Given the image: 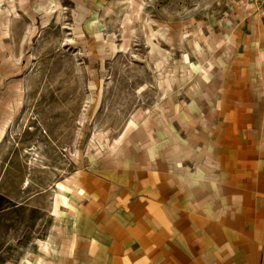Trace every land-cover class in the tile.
Here are the masks:
<instances>
[{
    "label": "rangeland",
    "instance_id": "1",
    "mask_svg": "<svg viewBox=\"0 0 264 264\" xmlns=\"http://www.w3.org/2000/svg\"><path fill=\"white\" fill-rule=\"evenodd\" d=\"M49 1L16 25L18 110L0 136V264L38 250L71 177L117 155L133 120L209 93L264 25V0Z\"/></svg>",
    "mask_w": 264,
    "mask_h": 264
},
{
    "label": "crops",
    "instance_id": "2",
    "mask_svg": "<svg viewBox=\"0 0 264 264\" xmlns=\"http://www.w3.org/2000/svg\"><path fill=\"white\" fill-rule=\"evenodd\" d=\"M50 4L0 0V136L18 110L17 22ZM255 32L209 93L143 113L117 155L75 173L53 233L9 264H264V25Z\"/></svg>",
    "mask_w": 264,
    "mask_h": 264
}]
</instances>
